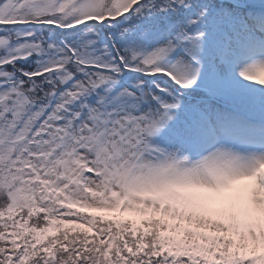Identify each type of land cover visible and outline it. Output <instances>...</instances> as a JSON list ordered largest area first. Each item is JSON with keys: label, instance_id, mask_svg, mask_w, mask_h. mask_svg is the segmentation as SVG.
Here are the masks:
<instances>
[{"label": "snow or ice", "instance_id": "obj_1", "mask_svg": "<svg viewBox=\"0 0 264 264\" xmlns=\"http://www.w3.org/2000/svg\"><path fill=\"white\" fill-rule=\"evenodd\" d=\"M0 264H264V0H0Z\"/></svg>", "mask_w": 264, "mask_h": 264}]
</instances>
